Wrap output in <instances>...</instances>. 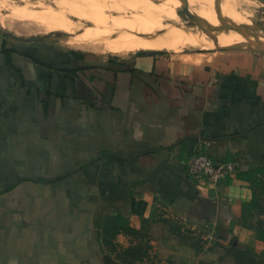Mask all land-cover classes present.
<instances>
[{
	"label": "crops",
	"instance_id": "obj_1",
	"mask_svg": "<svg viewBox=\"0 0 264 264\" xmlns=\"http://www.w3.org/2000/svg\"><path fill=\"white\" fill-rule=\"evenodd\" d=\"M56 1L105 25L71 21L67 30L115 33L113 47H102L110 54L103 56L0 30V264H220L207 245L194 253L163 222L208 228L223 246L258 254L263 243L240 221L248 183L234 174L206 186L185 173L192 154L235 161L236 173L264 167V70L256 58L242 50L165 55L223 41L173 27L168 45H155L149 32L146 47L140 24L158 26L148 17L113 14L111 4L92 0L84 8ZM224 14L223 23L236 22V13ZM116 215L135 230L148 225L146 257L105 255L103 223ZM251 215L246 224L264 230V207ZM111 242L117 251L133 246L122 234Z\"/></svg>",
	"mask_w": 264,
	"mask_h": 264
},
{
	"label": "rangeland",
	"instance_id": "obj_2",
	"mask_svg": "<svg viewBox=\"0 0 264 264\" xmlns=\"http://www.w3.org/2000/svg\"><path fill=\"white\" fill-rule=\"evenodd\" d=\"M94 3L103 4L108 3L111 4V13L115 14V12H120L121 10H128L127 7L122 6L121 4L116 3L114 0H92ZM170 1V0H168ZM223 3L226 5H234L237 0H222ZM240 6L237 9L233 8L234 12L237 10H241L244 13H246L247 16L244 18H240L238 16L230 18V21L236 19L237 23L241 24H248L249 26L254 29H247L249 32V36H261L264 38V6L260 3L255 2L252 3L251 0H239ZM79 6L87 7L88 1L87 0H77L76 1ZM171 3L174 2H180L178 0L170 1ZM187 3H190V0L187 1ZM182 5L187 8H189L193 13L197 16L200 24H202L203 27H210L213 25H217L222 22L225 16V14L222 11H219L218 13H214L218 19H215L216 16L209 17V13H206L210 8L208 5L202 3V2H193L192 5ZM76 8L70 7L66 4H63L61 2H58L56 0H0V30L3 33H6L8 36L16 37V39L12 38L16 41H25L29 39H38V40H44L51 44L57 45L63 49L68 50H81V51H88V52H94L99 55L108 56L109 53L101 50V49H83V48H76L75 46H71L72 43H84V40L82 38V33L72 32L67 30L69 28V24L72 22H76V24L82 29L86 26L83 24H86L88 28L91 27H100L103 28L105 25L101 23H97L94 19L89 21H83L79 19L77 12L75 10ZM148 10L152 11V7H148ZM214 9V8H213ZM215 10V9H214ZM219 10V9H217ZM43 12V13H41ZM132 12V11H130ZM134 13V12H133ZM187 14V15H186ZM184 14V12L174 11V13H171L172 19L175 18L176 20H179L188 26H191L192 28H195L200 31V29L204 31H208L216 36L223 37L226 41L232 42H242L245 41L244 36L236 33L235 31H225V32H212L209 31V29H203L196 27V25L192 24L190 21L191 19L189 13ZM97 16H100L99 14H95ZM140 15V14H136ZM88 17V16H87ZM229 19V18H228ZM232 19V20H231ZM80 21V22H79ZM78 22V23H77ZM153 24L157 25H165L169 29H174L172 26L168 25L165 22L161 21H152ZM82 23V24H80ZM10 28V29H9ZM14 29V30H13ZM176 33V32H175ZM178 33V32H177ZM179 34V33H178ZM182 36V35H181ZM188 37V36H187ZM248 39H251L250 37H247ZM184 41L189 44L187 41V38L184 36ZM88 46V45H87ZM246 46V45H245ZM242 49V51H245L246 53H249L248 55H251L252 57L256 58V64L261 66L264 70V55H261L256 52L248 51L245 47ZM261 48L263 46H260ZM78 49V50H77ZM206 53V57H210L211 54L216 53V49H210L208 51H184L181 54H173L170 52H163L165 55H171V56H183L188 57L189 59L191 57L195 56V53ZM89 54V53H85ZM115 57L123 58L129 60L132 54L127 55H112ZM255 192L259 195V208L257 211L260 212L261 208L264 207V193L259 191L258 189L255 190ZM166 229H168V232L173 235L176 239H178L179 242L187 244L190 248L191 246L195 247L196 250L200 251L204 245H207V248H210V250L215 252L216 258L218 259V263L225 264V261L223 260L226 257H230L226 252L225 248L228 246H223L218 242L217 239H214L212 232L208 228H201V230L193 231L189 228H185L183 226H179L173 222H169L166 224V222H163L162 224ZM145 230L142 232V236L140 238L134 237L131 238V245L134 246H141L139 255L141 258L146 257V255L143 256V253L148 251L147 243L149 242L150 234H148V225L144 227ZM147 229V230H146ZM208 229V230H207ZM175 230L179 231V234H176ZM207 230V231H206ZM206 235H210V238H206ZM221 240L222 237H220ZM209 246V247H208ZM104 247V246H103ZM192 249V248H191ZM103 250L105 251V255H114L115 257L123 256L120 249L117 251L116 247H114L113 251H110V248L104 247ZM193 250V249H192ZM196 253V252H195ZM107 255V256H108ZM147 257H152V255H148ZM150 261L151 259L148 258ZM148 262V261H147ZM222 262V263H221ZM150 264V263H149Z\"/></svg>",
	"mask_w": 264,
	"mask_h": 264
},
{
	"label": "trees",
	"instance_id": "obj_3",
	"mask_svg": "<svg viewBox=\"0 0 264 264\" xmlns=\"http://www.w3.org/2000/svg\"><path fill=\"white\" fill-rule=\"evenodd\" d=\"M140 2L142 4L139 3L129 5L128 3L130 6L128 9L133 12V9L136 8V10L139 11L140 8H143L141 5H143L144 0H140ZM136 54L142 55L145 54V52L139 51ZM235 176L240 181L247 182L251 190L250 199L247 202L241 204V224L242 226H247L249 229H251L255 234L256 240L262 242L264 245V230L261 228V223L257 222L254 227L246 224L247 221L252 218L251 210L257 211L259 208V195L255 192V190L258 189L264 193V167L249 172H238L235 174ZM145 222L146 221H142V224ZM144 230L145 229L143 225L137 230L132 229L122 216L116 215L110 219H106L103 223L102 244L104 247L110 248V251H113L114 246L111 240H113L116 234H122L131 238H140ZM175 232L176 234H179L178 230H175ZM230 243L231 242H229L228 246L225 248V252L230 256V258H232L235 264H264V247L258 254H255L250 247L230 246ZM140 248L141 246L133 245L123 249L121 252L123 257L129 258L131 260H137L141 258L139 255V252L141 251ZM191 248L193 249L194 253L198 252L195 247L191 246ZM144 255H146L145 252L143 253V256Z\"/></svg>",
	"mask_w": 264,
	"mask_h": 264
},
{
	"label": "bare ground",
	"instance_id": "obj_4",
	"mask_svg": "<svg viewBox=\"0 0 264 264\" xmlns=\"http://www.w3.org/2000/svg\"><path fill=\"white\" fill-rule=\"evenodd\" d=\"M170 1H173V0H170ZM192 1L201 2L199 0H192ZM181 3H182V5H187L186 1H184V0ZM79 7H82V6H78V8ZM90 7H89V9H90ZM91 8L93 9V7H91ZM181 9H182V6H177L175 9H170V11H172V12L176 11V13H178V11H181ZM79 10L82 12L81 9H79ZM80 11H78L79 13L77 12L78 15L80 14ZM225 12L228 15L231 13L230 10H225ZM187 13H189L190 17H192V19H191L192 21L191 22H193V24L197 25V27H199V28H203V29L205 28V29H207V27H203L202 24H200L197 16L189 8H187ZM206 13H209V9H208V11ZM131 14H133V13H131ZM144 14L146 15V13H144ZM78 17H79V19H81L83 21H89V18H87V17H81V16H78ZM177 24H181V25H183L185 27H189L187 24L182 23V22L181 23L180 22H177ZM222 24H224V23L221 22V23H219L217 25H213V26H210V27L219 28V27H221ZM233 24L240 25V26H249V23L248 24H244V23L243 24H241V23H233ZM164 26L162 24L161 25H158V26H156V25H153L152 26L148 22L142 21V23L139 26V28H141V38H140L141 44L143 46L150 47L148 45V42H147V36L149 37V35H150L151 38L154 39V44L155 45H158V46H160L161 44H167L168 45L170 41H172L173 39H175L176 35L174 33H172L171 30H169L168 27H166V26L164 27ZM69 27L71 28V26H69ZM97 31L91 30V31H88L85 34L84 37L82 36L83 37V40L87 42L85 44L86 45H89L90 46V49H93V50H96L97 48L98 49H102V47L105 48V49H109V48L111 49L113 47L111 45V43H112L113 38H114L111 35H113L115 33L100 34V33H98L100 30L98 32ZM200 31H202V29H200ZM149 32H150V34H148ZM206 32L209 33L214 38L222 39L223 40V37H221V36H216V35L208 32V31H206ZM101 33H102V31H101ZM105 35L106 36L108 35V36L106 37ZM116 35L119 38L121 37V34L118 33V32L116 33ZM249 37L251 39H248L247 41H242V42H237V41L227 42V41H223L222 45L219 46V48H230V47H235V46H240V45H243V46L249 45V47H251V48H255V47H258V46H263L264 47V38L263 37L256 36V39H254L252 36H249ZM78 46H80V44H77V48H79ZM213 48L214 47H211L208 50L213 49Z\"/></svg>",
	"mask_w": 264,
	"mask_h": 264
},
{
	"label": "flooded vegetation",
	"instance_id": "obj_5",
	"mask_svg": "<svg viewBox=\"0 0 264 264\" xmlns=\"http://www.w3.org/2000/svg\"><path fill=\"white\" fill-rule=\"evenodd\" d=\"M116 3L121 4L122 6H125L127 8H130V4H142L140 2V0H114ZM202 3L206 4L209 6L210 11H209V17L211 16V18H213V16H216L215 14L219 11L222 10H230L231 12H234L233 8L237 9L240 6V2L237 0L236 3L234 5H226L225 3H223L222 0H199ZM195 1H190V3L188 5H192V3ZM129 3V5H128ZM252 3L254 4L255 2L252 1ZM143 8H140L139 11L136 10V8L133 9L134 13H138V14H142L146 17H148L149 19L153 20V21H161V22H165L168 25L175 27L176 29L184 32L188 37H195L196 36V30L195 28H192L191 26L189 27H185L181 24H177V22H180L179 20H176L175 18H171L172 15L171 13H174L172 11H170V9H175L177 6H182L181 2H174L171 3L168 0H144L143 5H141ZM152 7V11L148 10V7ZM215 10H214V9ZM219 9V10H217ZM146 13V15L144 14ZM215 13V14H214ZM234 13H236L239 17L244 18L246 15V13H244L241 10H237V12L235 11ZM215 19H218V17L216 16ZM175 21V22H174ZM183 23V22H182ZM234 23H237L234 22ZM208 39H210L208 37ZM213 40H216L213 37ZM245 41L248 40V38L244 39ZM217 41H226L224 38L222 39H217ZM217 43V42H215Z\"/></svg>",
	"mask_w": 264,
	"mask_h": 264
},
{
	"label": "built area",
	"instance_id": "obj_6",
	"mask_svg": "<svg viewBox=\"0 0 264 264\" xmlns=\"http://www.w3.org/2000/svg\"><path fill=\"white\" fill-rule=\"evenodd\" d=\"M238 163L217 162L206 154H192L185 162V173L197 184L215 186L227 177L236 174ZM206 235V238H210Z\"/></svg>",
	"mask_w": 264,
	"mask_h": 264
},
{
	"label": "water",
	"instance_id": "obj_7",
	"mask_svg": "<svg viewBox=\"0 0 264 264\" xmlns=\"http://www.w3.org/2000/svg\"><path fill=\"white\" fill-rule=\"evenodd\" d=\"M178 1L182 2L183 0H178ZM251 1H255V2L260 3V4H262L264 6V0H251ZM181 12H184V14H186L187 13V8L185 6H182ZM188 18L192 19V17H189V16H188ZM190 21H192V20H190ZM192 24H193V22H192ZM196 27H197V25H196ZM207 29H209V31H212V32H215V33L216 32L217 33L218 32H225V31H235L236 33L244 36V38H247L250 35L249 32L247 31V29H254V28H252L250 26H240V25H236V24H233V23H224L219 28H213V27H208L207 26ZM261 31L264 32L263 30H261ZM202 32H204L210 39L213 40V37L209 33H207L204 30H202ZM251 36L254 39H256V36H253V35H251ZM245 47H247L246 49L248 51L256 52V53H259L261 55H264V47L261 48L260 46H258V47H255V48H251V47H249V45H246ZM243 48H244L243 45L230 47V48H219V47L215 46V43H214V49H216L217 51H221V50H234V51H237V50H242ZM250 128H252V127H250Z\"/></svg>",
	"mask_w": 264,
	"mask_h": 264
}]
</instances>
